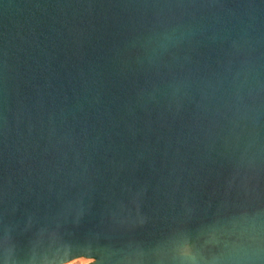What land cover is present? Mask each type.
<instances>
[{
	"label": "water",
	"instance_id": "water-1",
	"mask_svg": "<svg viewBox=\"0 0 264 264\" xmlns=\"http://www.w3.org/2000/svg\"><path fill=\"white\" fill-rule=\"evenodd\" d=\"M264 264V0H0V264Z\"/></svg>",
	"mask_w": 264,
	"mask_h": 264
},
{
	"label": "rangeland",
	"instance_id": "rangeland-1",
	"mask_svg": "<svg viewBox=\"0 0 264 264\" xmlns=\"http://www.w3.org/2000/svg\"><path fill=\"white\" fill-rule=\"evenodd\" d=\"M91 262L90 260H87V259H76V260H72L68 263H65V264H86V263H89Z\"/></svg>",
	"mask_w": 264,
	"mask_h": 264
},
{
	"label": "flooded vegetation",
	"instance_id": "flooded-vegetation-1",
	"mask_svg": "<svg viewBox=\"0 0 264 264\" xmlns=\"http://www.w3.org/2000/svg\"><path fill=\"white\" fill-rule=\"evenodd\" d=\"M79 259H81V258H79ZM82 259H85V258H82ZM74 260H76V259H74ZM87 260H90L91 262L86 263V264H91L93 262V260H91V259H87Z\"/></svg>",
	"mask_w": 264,
	"mask_h": 264
}]
</instances>
